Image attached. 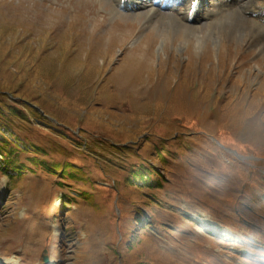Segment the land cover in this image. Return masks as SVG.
Masks as SVG:
<instances>
[{
  "label": "rangeland",
  "instance_id": "1",
  "mask_svg": "<svg viewBox=\"0 0 264 264\" xmlns=\"http://www.w3.org/2000/svg\"><path fill=\"white\" fill-rule=\"evenodd\" d=\"M253 1L264 4L203 0L192 22L183 0H0V132L42 147L36 160L75 159L81 177L0 170V264H264V26L242 10ZM140 163L166 178L144 223L156 247L141 239L118 257L117 228L136 233L150 197L127 183Z\"/></svg>",
  "mask_w": 264,
  "mask_h": 264
},
{
  "label": "trees",
  "instance_id": "2",
  "mask_svg": "<svg viewBox=\"0 0 264 264\" xmlns=\"http://www.w3.org/2000/svg\"><path fill=\"white\" fill-rule=\"evenodd\" d=\"M16 105L17 104L14 101L13 102L9 101L6 106L9 109L8 111L12 115L14 116L17 115V117L19 118L26 119L27 115H26V112L23 111L24 109H19L18 107H16ZM4 112H6V110L4 109V106L0 104V118L2 119L5 118ZM29 115L30 114H28V117ZM0 126H3L4 128L2 129L5 130V127L6 128L8 127V122L0 120ZM21 147L23 149H26V148L30 149L33 155H31L29 152L21 151L23 150ZM21 147L19 146L17 141H12V140L7 139V137L4 136L0 132V170H2L4 174L9 176L11 180H13L17 176L19 177L22 174H24L25 162L30 164L27 166L28 168H32V170L30 171L31 173H36L37 171L38 172L44 171L50 177H55V174H59L57 177L62 178L60 179L62 180L61 183H59L60 185H63L65 182H68V181L72 183H77L80 180L79 178L81 177H78V173H77L79 172L80 169L77 165L73 164V162L76 161L75 159H73V162L71 163L70 162H64L62 164L55 163V162L48 163L45 160L40 161V160L35 159L39 156H46V153L42 150V147H40L39 145L21 143ZM162 152L163 151L158 152L157 154L158 158H161ZM18 156H22V161H20ZM131 172H132L131 176L127 180V183L132 186L139 183L142 187L149 189L150 190L149 195L151 198L150 197L145 198L146 199V204H145L146 212H144L143 209L142 210L136 209L135 212L133 213L135 217H137L138 215L140 216L137 219V222L135 224V227L138 228L136 233L132 234V232H130V230L127 228L125 232H122L121 227H119V229L117 228L116 241L118 240V237H120L119 241L122 240L121 244L118 247L119 249L117 250L118 257H119L120 251H121V254L125 253L126 250L129 248V246H132V244L138 243L141 239H145V241H149L152 246L156 247V241L154 240L155 237L152 233H150V231L145 230L144 223L148 219H151V218L153 219L152 205L154 202L152 198L156 196L155 191L157 190V188H160L162 186V183L166 181V178L164 174L155 170V167L150 166V165H143L142 163L136 166L135 169ZM81 181L83 180L81 179ZM75 190H78L79 193L82 194V196H85L86 191H83L81 189H75ZM66 197H69L67 192L61 195V200H63ZM63 204L64 203L62 202V205ZM184 216H188V214H185ZM121 219L123 220V215ZM152 222L153 221H151V223ZM222 224L225 225L227 228H229L227 224H224V223ZM175 226L176 228H179V225H175ZM208 234L216 236L217 232L214 231L212 228H210L208 230ZM137 235L142 236V237H137ZM218 238L221 239V237L219 236ZM150 261L152 262L151 264H154V262L151 259Z\"/></svg>",
  "mask_w": 264,
  "mask_h": 264
},
{
  "label": "bare ground",
  "instance_id": "3",
  "mask_svg": "<svg viewBox=\"0 0 264 264\" xmlns=\"http://www.w3.org/2000/svg\"><path fill=\"white\" fill-rule=\"evenodd\" d=\"M118 2V5L121 6L122 8H129L131 7V5H136V3L133 2V0H124V4L121 5L120 4V1L121 0H117ZM183 1H189L187 3V5L185 6L184 8V11L182 12V14L179 12V14L181 15V20H189L191 19L192 22L197 20L198 18V14L199 12L201 11V7H202V0H183ZM199 1V2H198ZM257 1H261V0H257ZM195 3V5L192 7V3ZM165 3V2H164ZM163 3V4H164ZM198 3V5H197ZM138 4L139 5H136V6H140L142 8H146V7H151V5L153 4V0H138ZM171 3L169 4H166L167 6L170 5ZM161 4H157V6H161ZM112 6V5H111ZM174 5H172L173 7ZM112 8V7H111ZM149 10H151L152 8H147ZM111 10V9H110ZM242 10H248L250 14L256 16V17H260V19L262 21L263 18H264V4H262V2H257V4L253 1L251 4H249L247 6V8H243ZM198 13V14H197ZM233 14L228 12V17L229 18H232ZM158 17H161L159 20L161 21L163 19V16L160 15ZM174 20H177L176 18H172L170 21L171 24L175 23V27H178L177 26V23L174 21ZM156 21V20H155ZM178 21V20H177ZM213 25V24H212ZM186 30H190L191 27L189 26H185L184 27Z\"/></svg>",
  "mask_w": 264,
  "mask_h": 264
},
{
  "label": "water",
  "instance_id": "4",
  "mask_svg": "<svg viewBox=\"0 0 264 264\" xmlns=\"http://www.w3.org/2000/svg\"><path fill=\"white\" fill-rule=\"evenodd\" d=\"M42 258H43V260H46L44 256Z\"/></svg>",
  "mask_w": 264,
  "mask_h": 264
}]
</instances>
